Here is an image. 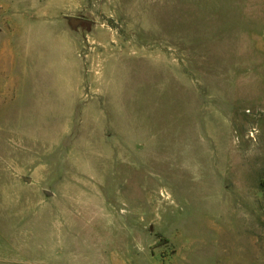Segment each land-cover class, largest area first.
Returning <instances> with one entry per match:
<instances>
[{"label":"rangeland","instance_id":"rangeland-1","mask_svg":"<svg viewBox=\"0 0 264 264\" xmlns=\"http://www.w3.org/2000/svg\"><path fill=\"white\" fill-rule=\"evenodd\" d=\"M35 1L0 264H264V0Z\"/></svg>","mask_w":264,"mask_h":264},{"label":"crops","instance_id":"crops-1","mask_svg":"<svg viewBox=\"0 0 264 264\" xmlns=\"http://www.w3.org/2000/svg\"><path fill=\"white\" fill-rule=\"evenodd\" d=\"M37 10L35 0H0V56L3 59L19 58L24 53L32 58L34 38L32 21ZM13 36L22 44H17ZM16 37V38H15ZM26 42V43H24ZM24 47V49H22ZM25 51V52H24Z\"/></svg>","mask_w":264,"mask_h":264}]
</instances>
